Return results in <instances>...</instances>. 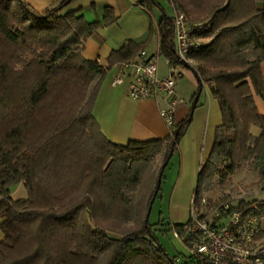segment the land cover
I'll return each mask as SVG.
<instances>
[{"label":"trees","instance_id":"obj_1","mask_svg":"<svg viewBox=\"0 0 264 264\" xmlns=\"http://www.w3.org/2000/svg\"><path fill=\"white\" fill-rule=\"evenodd\" d=\"M71 2L40 12L26 0H0V264H183L160 242L148 209L159 161L178 148L191 112L165 138L122 145L103 133L95 104L110 69L135 58L156 35L160 55L170 66L181 64L174 15L184 13L204 23L193 32L203 42L189 52L190 68L209 85L223 116L200 166L195 203L200 207L216 179L227 186L248 162L264 186V114L255 101L264 99V0H170L174 15L163 11L147 41L128 40L107 66L83 51L95 31L117 21L113 8L91 22ZM138 5L149 13L161 7L157 0ZM18 183L27 195L16 199L11 188ZM225 201L229 194L214 206ZM234 204L264 216V200ZM188 222L172 231L183 234ZM255 240L264 242V229Z\"/></svg>","mask_w":264,"mask_h":264},{"label":"crops","instance_id":"obj_2","mask_svg":"<svg viewBox=\"0 0 264 264\" xmlns=\"http://www.w3.org/2000/svg\"><path fill=\"white\" fill-rule=\"evenodd\" d=\"M26 1L40 12L58 4V0ZM141 1L143 0H73L69 8H83V14L91 22L98 19L103 20L107 6L113 8L117 18L113 24L101 26L86 40L83 55L88 59H99L102 65L107 66L111 52L122 47L128 40L147 41L150 37L152 23L157 24L160 21L163 11L154 7L149 13L138 5ZM157 1L162 4L160 0ZM262 4L261 2L260 5ZM174 12H176L175 9ZM155 41L157 42V53L150 51ZM159 48V36L156 35L145 50L151 56H156L158 74L164 77L169 75L170 64L166 57L160 55ZM138 57L139 54L133 59ZM118 70L119 64L113 66L108 72L94 108V115L106 137L114 143L124 145L130 140L146 141L165 138L171 134L172 130L160 114L164 96L140 100L131 98L127 93L128 79L123 84H113ZM262 70L264 74V62ZM181 97L185 102L177 108V124L190 114L193 95H189L188 98ZM255 101L259 111L264 114V99L255 95ZM192 120L172 157L178 171L173 178L171 203L191 204L200 166L207 160L214 144L216 128L223 120L219 102L212 95L211 88L207 84H204ZM22 185V183L13 185L12 193L15 187L17 189ZM1 221L0 219V242L4 239Z\"/></svg>","mask_w":264,"mask_h":264},{"label":"built area","instance_id":"obj_3","mask_svg":"<svg viewBox=\"0 0 264 264\" xmlns=\"http://www.w3.org/2000/svg\"><path fill=\"white\" fill-rule=\"evenodd\" d=\"M174 25L178 61L191 63L189 52L203 42L201 38H193V32L204 23H193L184 13L176 12ZM158 70L156 56L142 50L137 59L119 64L113 84H123L128 79L127 93L135 100L163 95L160 114L173 131L177 125V108L185 102L176 90L183 73L178 67L170 66L169 75L163 77ZM214 205L215 201L204 197L199 207L193 196L191 216L182 229L183 234L174 231L175 237L188 239L186 245L190 256L198 264H264V242L255 240L262 230V217L246 208H236L231 201Z\"/></svg>","mask_w":264,"mask_h":264},{"label":"rangeland","instance_id":"obj_4","mask_svg":"<svg viewBox=\"0 0 264 264\" xmlns=\"http://www.w3.org/2000/svg\"><path fill=\"white\" fill-rule=\"evenodd\" d=\"M160 2L162 3L161 7H157L159 10L166 11L171 16L175 13L169 0H160ZM158 9H156L157 12H159ZM150 51L157 53L156 41L151 46ZM178 70L183 73V76L178 79L176 90L180 96L188 98L189 95H193L198 90V79L193 70L183 64L178 66ZM253 131L258 133L257 128H254ZM162 165L163 163L159 161V166L162 167ZM177 171V168L174 166V160L171 159L163 174L159 196L155 200L150 215V223L153 225L160 242L171 256L180 257V261L183 264H198L190 256L184 240L175 237L171 228L174 223H186L191 216L190 203H171L173 178ZM258 180V169L252 162H248L235 172L227 186H223L219 179H216L211 189L205 193V197L211 202H214L224 194L230 195V201L232 203H237L241 199L264 200V186L257 184ZM12 195L16 199L25 197L27 195V189L24 185L17 189L15 187ZM261 227L264 229V216L261 219Z\"/></svg>","mask_w":264,"mask_h":264},{"label":"water","instance_id":"obj_5","mask_svg":"<svg viewBox=\"0 0 264 264\" xmlns=\"http://www.w3.org/2000/svg\"><path fill=\"white\" fill-rule=\"evenodd\" d=\"M71 1H73V0H69V2H71ZM181 64H183V65H185V66H187L189 68L191 66L190 63L188 61H186V60H182ZM196 77H197L198 82H199V89H198V92H197L195 98L191 102V116L189 117L190 120H192V118H193L194 111H195V109H196V107L198 105L199 99H200L201 94H202L203 89H204L203 82L201 81V79L197 75H196ZM178 132H179V130L177 129L176 130V135H178ZM173 153H174V151L172 150L171 154H170V157L163 163V165L161 167V172H160V175H159V178H158L157 188H156L155 194H154V196H153V198L151 200V203H150V206H149V209H148V218L151 215V212H152V209H153V205L155 203V200H156V198L158 196V193H159V190L161 188L163 174L165 172L166 167L168 166V164L170 162V159H171V156L173 155Z\"/></svg>","mask_w":264,"mask_h":264}]
</instances>
